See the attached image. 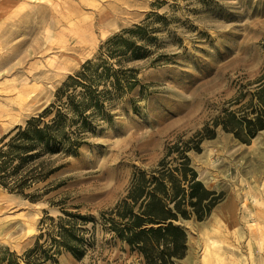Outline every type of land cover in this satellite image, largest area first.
<instances>
[{"label":"rangeland","instance_id":"1","mask_svg":"<svg viewBox=\"0 0 264 264\" xmlns=\"http://www.w3.org/2000/svg\"><path fill=\"white\" fill-rule=\"evenodd\" d=\"M157 1L0 0V140L53 103L109 38L148 16L150 29L161 28L150 34L149 57L128 64L138 84L118 100L112 121L54 177L66 183L52 195L70 211L98 216L122 198L137 169L157 166L170 141L191 137L226 109L258 103L251 94L264 71V0H164L159 8ZM241 93L246 98L232 105ZM190 157L224 199L207 219L179 222L188 251L176 264H264V130L244 144L219 128ZM45 210L60 213L0 187V258L34 246ZM96 240L84 259L64 252L55 264L139 263L100 229Z\"/></svg>","mask_w":264,"mask_h":264},{"label":"trees","instance_id":"2","mask_svg":"<svg viewBox=\"0 0 264 264\" xmlns=\"http://www.w3.org/2000/svg\"><path fill=\"white\" fill-rule=\"evenodd\" d=\"M157 2L158 8L165 4ZM147 19L109 38L96 58L61 85L53 103L1 138L0 187L60 212L51 216L45 210L34 246L20 256L2 253V263L55 264L64 252L82 260L95 248L100 229L129 247L138 264H176L188 251V235L179 222L205 220L223 201V192L200 179L190 153L201 152L203 142L216 138L219 128L244 144L264 130V71L251 94V102L258 101L249 106L251 114L246 105L226 109L191 137L170 141L157 166L137 169L122 198L98 216L70 211L65 199L52 195L66 183L54 177L78 156L90 134L112 121L118 100L137 86L138 69L128 64L149 57L148 46L155 40L150 34L161 29H150ZM244 98L241 93L231 104Z\"/></svg>","mask_w":264,"mask_h":264},{"label":"bare ground","instance_id":"3","mask_svg":"<svg viewBox=\"0 0 264 264\" xmlns=\"http://www.w3.org/2000/svg\"><path fill=\"white\" fill-rule=\"evenodd\" d=\"M75 23H77V21L75 22ZM88 24V23H87ZM74 25V24H73ZM72 25V26H73ZM79 25V24H78ZM77 26V25H76ZM75 27V26H74ZM86 28H90L91 29V27H90V25H87L86 26ZM80 28H79V30H78V32L76 33V34H80ZM40 47V46H39ZM35 51V50H34ZM39 53V52H38ZM61 59H62V57H61ZM68 59V58H67ZM60 60V59H59ZM62 61V60H61ZM65 61V60H64ZM72 63V62H71ZM74 64V63H73ZM64 65H66V64H64ZM68 65V64H67ZM69 65H71V64H69ZM65 67V66H64ZM67 67V66H66ZM39 73H42V74H44V71H39ZM34 74V73H33ZM44 76H45V74H44ZM46 77V76H45ZM12 87V86H11ZM26 87V89H27V86H25ZM13 88V87H12ZM13 89H15V88H13ZM12 90V89H11ZM11 92V94H14V92L13 91H10ZM13 92V93H12ZM18 92H19V89H18ZM17 92V93H18ZM19 94V93H18ZM9 95H10V93H9ZM35 95V94H34ZM18 95L16 94V96L15 97H17ZM23 96H24V94H23ZM23 96H21V98L23 97ZM25 97V96H24ZM27 98V97H26ZM25 98V99H26ZM30 98V97H29ZM14 99V98H13ZM12 100V99H11ZM11 100H10V102H11ZM13 101V100H12ZM15 101V100H14ZM16 102H18V97H17V101ZM20 102V101H19ZM21 103V102H20ZM22 104V103H21ZM16 105V104H15ZM17 106V105H16ZM203 231V230H202ZM220 231V230H219ZM207 232V231H206ZM205 232V233H206ZM223 233V232H222ZM207 234V233H206ZM211 234V233H210ZM212 235H215V234H212ZM203 236V235H202ZM206 236V235H205ZM204 237V236H203ZM207 237V236H206ZM213 247V246H212ZM203 261H204V259H203ZM204 263V262H203ZM207 263V262H206Z\"/></svg>","mask_w":264,"mask_h":264}]
</instances>
